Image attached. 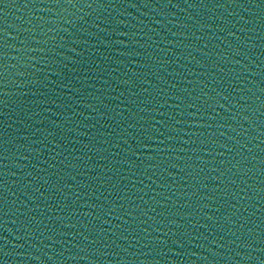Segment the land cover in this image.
<instances>
[{"label":"water","instance_id":"water-1","mask_svg":"<svg viewBox=\"0 0 264 264\" xmlns=\"http://www.w3.org/2000/svg\"><path fill=\"white\" fill-rule=\"evenodd\" d=\"M0 264H264V0H0Z\"/></svg>","mask_w":264,"mask_h":264}]
</instances>
